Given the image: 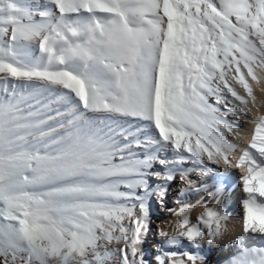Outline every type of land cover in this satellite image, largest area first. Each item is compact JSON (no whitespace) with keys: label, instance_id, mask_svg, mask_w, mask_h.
<instances>
[{"label":"snow or ice","instance_id":"1","mask_svg":"<svg viewBox=\"0 0 264 264\" xmlns=\"http://www.w3.org/2000/svg\"><path fill=\"white\" fill-rule=\"evenodd\" d=\"M254 86L264 0H0V264H264Z\"/></svg>","mask_w":264,"mask_h":264},{"label":"bare ground","instance_id":"2","mask_svg":"<svg viewBox=\"0 0 264 264\" xmlns=\"http://www.w3.org/2000/svg\"><path fill=\"white\" fill-rule=\"evenodd\" d=\"M41 2H43V0H41ZM254 90H255V94L257 96V110H254L253 113L251 114L252 118L258 117L260 115H264V93H262L260 91V87L259 86H254ZM251 127H252L251 124H249L248 126L242 127V133L241 134L246 136L248 134V132L250 131ZM237 193H239V192H237ZM237 193H236V195H237ZM234 197L235 196H233L232 199L228 200L227 204H228L229 210L232 212V214L234 216H238L239 212L236 209H234V207H233L234 206V202H235L234 201ZM169 199H170V206L174 207L175 206V199H176V187L173 188L172 194L170 195ZM188 202L189 203H195V199H193L191 201H188ZM198 211H199V209L195 210L191 215L195 216L196 214H198ZM171 219L172 218L166 212L162 211L160 220L155 221V224H159L161 226H165ZM233 234H235V233H233ZM149 239H150L149 242H153L155 238L150 236ZM220 246L221 245H213V246H206V247L219 248ZM145 247L148 248L147 245ZM148 250L150 252H155V251L150 250V248H148ZM226 252H227V250L225 251V253H221L219 251H214V252L208 254V259L210 261V264H217L218 258L221 257L222 255H225ZM152 258L154 259V256Z\"/></svg>","mask_w":264,"mask_h":264},{"label":"rangeland","instance_id":"3","mask_svg":"<svg viewBox=\"0 0 264 264\" xmlns=\"http://www.w3.org/2000/svg\"><path fill=\"white\" fill-rule=\"evenodd\" d=\"M252 116V115H251ZM252 118V117H251ZM249 125V124H248ZM247 125V126H248ZM244 127V126H243ZM251 129V128H250ZM237 195H240V193H237ZM234 209H236L239 213H240V204L238 203V202H236V199H235V197H234ZM160 220V219H159ZM156 221H158V220H156ZM156 224H154L153 226H155ZM150 241V239L148 238V243H147V246H148V248H150V250H152V251H155V249H156V245L153 243V242H149ZM110 247L111 248H116V247H118V245H116L115 243H113L112 245H110ZM152 247V248H151Z\"/></svg>","mask_w":264,"mask_h":264}]
</instances>
